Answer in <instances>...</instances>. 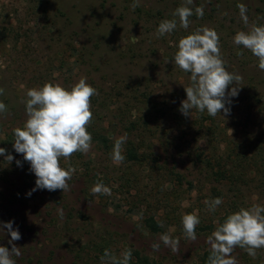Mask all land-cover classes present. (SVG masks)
<instances>
[{"label": "rangeland", "instance_id": "374dc122", "mask_svg": "<svg viewBox=\"0 0 264 264\" xmlns=\"http://www.w3.org/2000/svg\"><path fill=\"white\" fill-rule=\"evenodd\" d=\"M132 4L133 0H0V88L4 89L0 102L7 108L0 113V148L14 157L9 163L0 156V222L12 221L21 235L13 242L21 253L12 257L16 264H104L105 250L119 258L128 249L153 264H200L199 257L210 252L207 237L228 215L254 205L264 207V180L235 189L211 182L192 162V156L209 145L205 133L210 119L195 109L187 118L179 111L191 74L174 62L182 37L202 27L218 33L225 68L243 80L238 96L226 105L230 114L216 115L217 147L225 151L245 138V156L262 166L264 71L233 38L254 25L264 26V0H193L187 29L173 15L184 0H140L134 9ZM196 7L203 8L202 18L195 15ZM173 19L177 28L158 37L159 24ZM82 77L98 93L91 98L93 118L87 127L91 150L61 158L62 168H75L68 191L38 189L28 196L36 176L13 148V130L27 120L26 93L45 83L70 90ZM149 104L157 107L148 116L152 119L146 120ZM134 123L149 130L143 132L142 143L131 128ZM125 133L123 155L129 143L142 144L141 152L150 156L144 164L128 162L126 157L123 163H114L113 148L106 150L93 138L105 135L114 146ZM98 182L108 186L111 195H93L91 188ZM217 197L223 202L211 212L205 201ZM186 214L200 219L195 241L184 235ZM148 220L159 223L163 231L152 234ZM162 234L179 239L178 253L164 246ZM10 239L5 229L0 246L11 249ZM153 243L160 244L159 251L153 250ZM256 251L253 258L236 247L232 256L238 264H264V248Z\"/></svg>", "mask_w": 264, "mask_h": 264}, {"label": "clouds", "instance_id": "9594fccd", "mask_svg": "<svg viewBox=\"0 0 264 264\" xmlns=\"http://www.w3.org/2000/svg\"><path fill=\"white\" fill-rule=\"evenodd\" d=\"M193 0H184V4L173 13L179 17L180 27L187 29L193 9L189 7ZM140 0H133V9L138 7ZM202 7L195 8V15L202 18ZM247 24V17L243 16ZM177 28V22L163 20L157 28V36L172 33ZM233 42L249 50L258 60V67L264 71V26H252L248 32L239 31ZM242 55V53H238ZM175 65L183 72L190 73L191 85L184 87L186 99L181 102L179 111L186 118L191 116L193 109L211 117L221 112L225 116L230 114L231 97L238 96L243 77L230 73L225 68V61L221 55L220 38L218 33L207 27L197 29L192 34L182 37L178 42V51L174 55ZM229 86L231 90L228 91ZM4 89L0 88V95ZM97 90L82 77L70 90L59 83H45L40 88L29 89L26 93L27 120L24 126L15 128L13 148L22 154L23 159L30 164V171L36 176L35 187L27 193L31 196L36 190L63 192L69 190V183L75 168L64 169L60 166L61 158L68 160L74 153L87 154L92 147V136L87 127L93 118L91 98L97 95ZM7 111L6 105L0 102V113ZM127 142V134L119 136L114 141L111 157L114 163H123V145ZM0 156L11 163L14 157L6 149L0 148ZM20 166L21 162L16 161ZM93 195H111V189L103 183H96L91 188ZM217 197L205 201L208 210L215 212L222 204ZM61 217L63 211L60 210ZM198 215L186 214L182 217L183 232L187 239L195 241L196 227L199 225ZM5 229L10 234L8 241L11 249L0 246V264H16L13 256H19L20 250L13 242L21 239L17 230L13 229V222H0V235ZM165 247L174 253L179 252V239H173L168 234L159 237ZM210 246L208 264H238L232 252L236 247L244 249L253 258L258 249L264 248V207L254 205L250 209L241 208L227 216L222 224L207 237ZM153 250L159 251L160 244L153 243ZM132 251L128 249L120 257L105 250L101 257L104 264H130Z\"/></svg>", "mask_w": 264, "mask_h": 264}, {"label": "trees", "instance_id": "16d2710c", "mask_svg": "<svg viewBox=\"0 0 264 264\" xmlns=\"http://www.w3.org/2000/svg\"><path fill=\"white\" fill-rule=\"evenodd\" d=\"M146 96H148L149 98L146 99V101H148V103H151V97L149 95ZM134 100H137V98H134ZM156 107L157 105L155 104H151L149 107H145L144 119H152L148 116L150 114H155ZM248 108L250 109V107ZM206 113V111L204 113H199V116L201 117ZM209 119L210 124L207 126V132L205 133V136L209 138V145L207 146L206 150L195 153L194 156H192V162L198 164L201 167V171H203L202 173H205L207 178L211 182L233 188L236 186L235 189H239L240 186H248L251 182L264 180V164H262L261 166L257 161L253 162L252 156L247 157L244 154L246 152V149L248 148L247 139L244 138L241 142H236V144L234 143V146L227 147L225 151L219 150L216 141H218L220 132H217V130L214 128V123L217 118L216 116H209ZM197 120H199V117ZM135 124L136 123L132 124L131 128L138 133L136 137L140 138L142 143L144 139L143 137L145 135V133L143 132H146L148 128L143 127L141 129L138 125L135 126ZM148 124L149 121L144 123L145 126H147ZM95 136H93L94 140L98 142V144H100L104 149L109 150L113 148V145H111V141L107 138V136ZM142 148V144L140 145L129 143V145L125 149L126 160L132 163L144 164L148 159H150V156H148L145 151L141 152ZM236 149H238L237 153ZM235 153L236 156H234ZM251 174H254V177H251ZM177 178L180 179V176L178 175ZM190 185L192 184L190 183ZM147 224V228L152 234H158L163 231L160 224L153 220H148ZM209 255L210 252L203 253L199 257V263L208 264ZM130 264H153V262H151L149 258L141 255L139 252L132 251Z\"/></svg>", "mask_w": 264, "mask_h": 264}]
</instances>
